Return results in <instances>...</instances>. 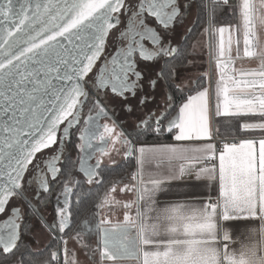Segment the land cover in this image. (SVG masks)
<instances>
[{
    "label": "snow or ice",
    "instance_id": "1",
    "mask_svg": "<svg viewBox=\"0 0 264 264\" xmlns=\"http://www.w3.org/2000/svg\"><path fill=\"white\" fill-rule=\"evenodd\" d=\"M233 7L230 0H106L102 7H94L93 0H0V216L8 213L0 221V264H79L76 252L69 253L67 248L73 233L69 183H77L74 177L55 198L51 220L44 210L53 200L51 184L62 174L57 166L62 157L60 145L71 141V130L81 121L75 147L80 153L79 171L87 183H99L102 157L109 155V145L118 143L124 155L135 157L138 165L132 175L135 183L121 188L135 195L123 204L127 210L123 223L110 225L102 216L95 229V247L84 241L79 229L71 235L90 264H216L218 252L223 253V264H264V63L237 79L235 69L223 59L222 44L215 49L209 44L218 74L214 89L208 72L185 85L179 67L187 61L188 49L173 46L167 36L183 26L195 10L206 25L203 32L219 34L222 41L228 28L215 27V18L217 14L227 16ZM240 16L247 43L251 40L247 32L251 8L246 0ZM110 37L118 39L119 46L107 53ZM159 60H164L166 68L147 80L153 91L163 90L159 113L148 111L137 119L134 136L117 132L114 102L133 112L129 98L137 99L145 82L139 64ZM210 91L214 103H210ZM138 104L147 107L148 98L139 97ZM244 116L259 118L244 122L242 128L259 130L261 137L224 142L218 152L212 142L214 132L218 134L213 128L215 118ZM165 132L177 142L205 143L136 147L141 137ZM247 143L256 148L255 197L232 200L221 196V160L227 171L226 150L232 144ZM50 148L55 149L51 155L45 152ZM201 153L218 160V168H201L191 174L211 183L216 201L209 196L208 205L221 211L204 216L206 238H202L205 233L185 232L183 238L169 239L161 247L152 236L159 234L161 221L174 218L179 209L155 207V196L166 183L190 173L188 167H181L169 175L174 159H187L189 154L199 159L196 154ZM233 158L238 161L242 156ZM150 161L156 163L157 172L145 170ZM165 163L168 173L161 176L158 170ZM227 180L225 176V188ZM115 191L112 187L111 192ZM113 202L119 203L105 195L96 206L103 209ZM133 206L135 216L129 214ZM239 230L243 238L237 240L234 233ZM170 231L177 229L171 227ZM42 239L48 245L39 251ZM149 245L156 250H149ZM26 256L32 259L26 260Z\"/></svg>",
    "mask_w": 264,
    "mask_h": 264
},
{
    "label": "crops",
    "instance_id": "2",
    "mask_svg": "<svg viewBox=\"0 0 264 264\" xmlns=\"http://www.w3.org/2000/svg\"><path fill=\"white\" fill-rule=\"evenodd\" d=\"M245 0H233L236 19L232 24L220 25L215 27H226L228 31H225L223 40L220 41L219 34L213 35V49H215L219 43L223 46L224 58L230 62V67L235 69V75L237 79L242 78V74L259 67L260 63H264V0H246L251 8L250 25L247 28V32L251 34V40L246 43L245 26L243 18L240 16V10H242ZM212 82L213 89L215 80L218 79L217 70L215 68V60H212ZM210 103H214V94L210 91ZM258 117L244 116V117H217L213 121V128L217 130L218 135L221 137L235 138V139H259L262 133L259 130L246 131L243 130L242 125L244 122H256ZM216 133V132H214ZM169 134L165 132L162 136ZM170 139H163L152 142H144L139 144L137 148L141 146L145 147H160L168 145L178 146H192L194 144H203L204 141L195 142H177L169 135ZM261 150L264 151V146H261ZM256 148L251 144H242L237 147L229 148L226 150V155L229 160L227 171L223 159L221 160L220 176L222 181L221 196H227L232 200L247 197L253 198L256 194V177H255V159ZM235 154H240L242 158L235 160L233 157ZM200 156L199 159L191 158L192 154H189V158H177L172 162V173H168L169 165L165 163L159 170V175L166 176L174 175L175 170L181 167H188L190 173L184 175L180 179H174L163 186V190L159 191L155 196V207H177L179 211L172 219H165L161 221L159 228V234L152 236V239L157 244H166L169 239L183 238V234L187 232L189 235L205 233L207 225L204 223V216H211L213 214L218 215L221 211L220 208H212L208 205L209 196L213 202L216 201V195L214 188L210 182L204 180H196L195 176L191 174L192 170H198L201 168L212 169L215 165L218 168V160L215 164L210 165L208 158L204 154H196ZM211 155V153H209ZM133 167L127 176L128 185H133L135 181L132 180V175L138 169L136 159L133 162ZM145 170L153 173L157 172V166L154 161H150L145 164ZM225 176L228 177L227 185L225 188ZM144 179H149L146 174ZM207 184V186H205ZM116 191L110 192L109 196L114 201L119 203H111L105 206L103 209L98 208L96 205L92 210V217L83 216L79 218L73 225V233L79 229L82 233V237L85 242L91 244L93 247L98 242V236L96 234V226L99 223L102 216H106L111 224L123 223L124 214L126 209L123 208V204L135 199L133 192L126 191L121 193L118 186H115ZM106 195V194H105ZM105 195L101 198L102 201ZM185 205L186 207H180ZM204 206V207H201ZM130 215L135 216V207L130 210ZM171 227H176L177 231H170ZM69 235V243L67 248L69 253L76 252L79 264H90L88 258L84 255L80 244ZM235 238L240 240L243 238V231L239 230L234 233ZM42 246V243L41 245ZM149 250H156L155 246H147ZM229 247H235V245H229ZM41 248V247H40ZM38 249L39 251L41 249ZM222 252H218L216 257V264H223L221 260ZM261 255H264V246L261 249ZM111 264V262H108Z\"/></svg>",
    "mask_w": 264,
    "mask_h": 264
},
{
    "label": "flooded vegetation",
    "instance_id": "3",
    "mask_svg": "<svg viewBox=\"0 0 264 264\" xmlns=\"http://www.w3.org/2000/svg\"><path fill=\"white\" fill-rule=\"evenodd\" d=\"M123 20L121 24H123ZM206 25L203 22V19L196 15L195 10H193L192 14L187 16L186 22L183 26H177L176 30L173 32L167 33V36L170 37V41L173 46L187 48L189 55L187 57V61L183 64V66L179 67L180 72V81L187 85L189 81L195 82L198 78L202 77L205 72L212 74V58H210L209 44L213 46L214 37L213 35L205 34L203 32V28ZM192 31H189V30ZM114 32L117 30L114 29ZM192 45H195L193 49ZM119 46V41L115 37H110V42L107 46V53H112L116 47ZM140 70L145 75L144 88L137 94V99L129 98V101L134 108L133 112H126L120 106L121 102H114L113 111H114V122L116 123V131H124L132 134L133 126L138 123L137 119L143 117V115H147L148 111H156L159 113L160 108L163 106V90L157 89L153 91L148 87L147 80L154 78L157 73H160L162 69L166 68L164 60H159L154 64H147L144 62H140L139 64ZM207 78H205L206 80ZM206 86V85H205ZM195 84H193V88ZM166 92L167 89H164ZM147 97L148 98V106L141 107L138 104L139 97ZM179 98H177L176 103H179ZM85 118L87 115V108L84 109ZM105 123H108L105 121ZM83 123L81 121V125L72 128L71 130V141L64 142L60 145L59 152L62 153L61 160L57 164L58 167L61 168L62 174L59 176V180L56 182H52L51 187L53 191V200L49 205L47 210H44L45 216L51 220L53 215L52 207L55 204V198L60 195L62 191L63 184L69 183L71 177H74L77 183H69V187L71 188V194L69 197L73 221L72 225L78 220L77 217L80 213V206L85 200H90L92 202L91 208L82 214L80 218L83 216L92 217V210L97 205L101 198L106 194L109 196L111 192V188L118 186L120 191L121 188H124L126 183L127 175L123 174L119 177H111L108 179L110 175H112L115 171H122V167L127 165L130 160L123 153L121 146L117 143L116 145H109L111 151L109 155L102 157L103 163L101 165V175L98 177L99 183L93 182L92 184L87 183L83 174L79 171L80 166V153L76 149L75 145L78 143V127H82ZM61 128L64 127V124L60 125ZM154 136L149 135L147 137H141L138 141H136V146L139 144H143L147 142L149 138ZM94 147L98 148L99 143L94 141ZM120 148L119 152L116 149ZM54 148H50L45 150V152L49 155L54 151ZM39 155V154H38ZM97 155L99 153L97 152ZM111 161H115L112 163ZM96 157H94L90 163L95 164ZM125 191H121V193H125ZM62 199V197H61ZM8 213L0 216V221H3L7 217ZM39 235V233L37 234ZM48 241L46 239H42V246L39 248H43L40 251H43L47 248ZM26 260H31L32 257H25Z\"/></svg>",
    "mask_w": 264,
    "mask_h": 264
},
{
    "label": "trees",
    "instance_id": "4",
    "mask_svg": "<svg viewBox=\"0 0 264 264\" xmlns=\"http://www.w3.org/2000/svg\"><path fill=\"white\" fill-rule=\"evenodd\" d=\"M233 0H230V3H232ZM235 10L234 8L230 9L229 14L227 16H224L222 14H217L216 18H215V26H222V25H228V24H232L235 19H236V15H235ZM170 134H166L164 136L160 135V136H154L152 138H149V140H147V142H152V141H160L163 139H170ZM133 162L130 161L127 165H125L124 167H122V171H115L112 175H110L108 177H119L122 176L123 174H129V172L131 171L132 167H133ZM91 204L92 202L90 200H85L81 206H80V213L77 217V219L79 220V218L82 216L83 213H85L86 211H88L91 208Z\"/></svg>",
    "mask_w": 264,
    "mask_h": 264
},
{
    "label": "built area",
    "instance_id": "5",
    "mask_svg": "<svg viewBox=\"0 0 264 264\" xmlns=\"http://www.w3.org/2000/svg\"><path fill=\"white\" fill-rule=\"evenodd\" d=\"M214 135H215V140L212 141V142L216 145V147H217V151H218V152H219V150H222L224 142H229V143H231V142H238V141L242 140V139H235V138L221 137V136H219V135L216 134V133H214ZM136 147H137V146H136ZM233 147H237V145H236V144H232V145H231V148H233ZM128 159H129L130 161H132V162L135 161V157H131V158L128 157ZM215 162H216L215 159H210V160H209V164H210V165L215 164Z\"/></svg>",
    "mask_w": 264,
    "mask_h": 264
},
{
    "label": "water",
    "instance_id": "6",
    "mask_svg": "<svg viewBox=\"0 0 264 264\" xmlns=\"http://www.w3.org/2000/svg\"><path fill=\"white\" fill-rule=\"evenodd\" d=\"M106 3V0H93L94 7H102Z\"/></svg>",
    "mask_w": 264,
    "mask_h": 264
},
{
    "label": "rangeland",
    "instance_id": "7",
    "mask_svg": "<svg viewBox=\"0 0 264 264\" xmlns=\"http://www.w3.org/2000/svg\"><path fill=\"white\" fill-rule=\"evenodd\" d=\"M127 176H128V175H127ZM127 181H128V180L126 179V183H128Z\"/></svg>",
    "mask_w": 264,
    "mask_h": 264
}]
</instances>
